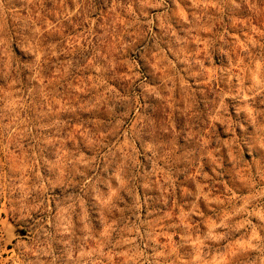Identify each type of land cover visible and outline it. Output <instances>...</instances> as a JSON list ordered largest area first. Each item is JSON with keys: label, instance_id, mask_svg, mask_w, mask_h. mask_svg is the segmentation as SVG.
Wrapping results in <instances>:
<instances>
[{"label": "clouds", "instance_id": "9594fccd", "mask_svg": "<svg viewBox=\"0 0 264 264\" xmlns=\"http://www.w3.org/2000/svg\"><path fill=\"white\" fill-rule=\"evenodd\" d=\"M6 264H264V0H0Z\"/></svg>", "mask_w": 264, "mask_h": 264}, {"label": "rangeland", "instance_id": "374dc122", "mask_svg": "<svg viewBox=\"0 0 264 264\" xmlns=\"http://www.w3.org/2000/svg\"><path fill=\"white\" fill-rule=\"evenodd\" d=\"M14 232L10 222L0 225V264H6L14 241L9 242L10 234Z\"/></svg>", "mask_w": 264, "mask_h": 264}]
</instances>
